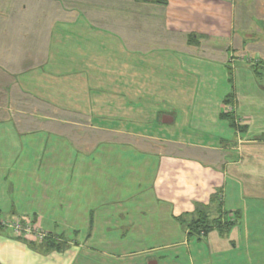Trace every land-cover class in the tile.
<instances>
[{"label":"crops","instance_id":"crops-1","mask_svg":"<svg viewBox=\"0 0 264 264\" xmlns=\"http://www.w3.org/2000/svg\"><path fill=\"white\" fill-rule=\"evenodd\" d=\"M0 2L16 7V0ZM136 7L164 32L144 34L137 98L128 99L153 131L133 127L146 139L137 144L77 147L65 144L63 133L27 129L7 106L0 109V220L31 222L61 245L39 246L34 235L0 225V264H239L235 237L215 229L202 257L203 238L190 229L200 211L216 225L219 217L257 215L264 202V0H138ZM58 24L57 31L69 27ZM119 36L129 52V37ZM74 39L79 51L87 47L84 35ZM111 43L103 46L110 55ZM10 69L0 67V76L14 90ZM27 70L19 74L23 88L47 96L48 64ZM114 168L136 171L135 182ZM219 247L229 253L217 256Z\"/></svg>","mask_w":264,"mask_h":264},{"label":"rangeland","instance_id":"rangeland-1","mask_svg":"<svg viewBox=\"0 0 264 264\" xmlns=\"http://www.w3.org/2000/svg\"><path fill=\"white\" fill-rule=\"evenodd\" d=\"M137 1L16 0V7H8L7 3L5 6L0 2L3 9L0 10V67L11 68L6 73L11 76V80L16 78V88L13 90V87L6 85V77L2 80L4 77L0 76V109L4 110L7 106L5 108L16 114L18 124L27 129L46 128L50 132L56 130L63 133L67 140L65 144L75 143L77 147L101 141L137 144L138 141L146 140L143 134L137 135V128L134 130L133 127L138 125L141 127L140 131L148 129V133L153 131V127L144 124L147 119L137 117L131 107L132 100L128 99L137 98V55L141 61L146 58L141 57L143 49H138V46L143 44L145 35H157L163 31V26L160 22H153L149 13H138ZM147 1L152 0H145ZM62 21L69 27H65L64 31H57L58 22ZM103 30L110 33L113 31L114 37L110 39L113 42L112 55L109 49L103 47L105 42H110L99 35V31ZM80 31L83 33L78 34ZM121 31L129 37L126 41L130 48H127L129 52L125 51L126 53L121 48ZM83 35L84 42L88 45L79 51L73 42L76 41L74 38ZM144 40L146 46L153 42L152 38ZM133 53L135 54L132 55ZM121 56L124 64L121 63ZM89 62L92 63L93 70L88 69ZM47 64L50 80V86L46 89L47 96L40 97L27 92L19 80L20 70L27 67V71L33 72ZM61 78H64L65 83L58 85ZM120 81L129 86H119ZM123 90L125 93L121 97L120 91ZM128 101L130 107H126ZM128 126L131 128H127ZM52 137L49 134L50 140ZM53 144H56L55 140ZM114 171V174L128 175L130 181L135 182L136 177L132 178L131 175L137 174L136 171L123 169L120 172L116 168ZM258 212L257 215L248 214L250 217L244 221L240 217L239 224L242 221L244 224L234 235L229 233L234 227H226V222H222V232L217 231L219 236L236 238L235 253L240 255L237 256L239 264H264L263 201ZM227 218L230 220V216ZM247 220H250L252 228L250 225L249 228L245 227ZM202 238L203 243L200 245L204 257L207 253L204 247L209 242L207 236ZM210 242L213 245V241ZM149 243L154 241L150 240ZM232 245L233 242L230 243V249ZM181 249L187 255L186 246ZM222 249L224 248L216 249L217 256L229 253L227 249V252H221ZM212 256L215 255L211 254L210 257Z\"/></svg>","mask_w":264,"mask_h":264},{"label":"trees","instance_id":"trees-1","mask_svg":"<svg viewBox=\"0 0 264 264\" xmlns=\"http://www.w3.org/2000/svg\"><path fill=\"white\" fill-rule=\"evenodd\" d=\"M199 213H201L199 215V218L194 220V222L191 224V229H190V234L192 236H198L200 238L202 237H205V236H208L212 231H214L215 229H217V231H221L222 230V219L219 217V218H216V221L215 224H212L210 223L209 221V215H207V213L205 211H200ZM240 214H237L236 215V218L235 220H228L226 223V227H234L239 221L241 218H240ZM23 224H32L31 222H23ZM34 225V228H35V224ZM32 225V226H33ZM41 232H43L45 234L44 238L43 239H40L38 236L34 235L39 241L38 242H41L43 241V243H37L39 244V246H41V244H45L47 243L48 244V247L49 249H59L61 248V245L57 242V239L55 236L53 235H49L48 233L40 230ZM226 231H229L228 229ZM222 232V231H221ZM37 242V240H36Z\"/></svg>","mask_w":264,"mask_h":264},{"label":"built area","instance_id":"built-area-1","mask_svg":"<svg viewBox=\"0 0 264 264\" xmlns=\"http://www.w3.org/2000/svg\"><path fill=\"white\" fill-rule=\"evenodd\" d=\"M0 225L12 228L14 230V232L16 234H27V235H36L38 236L40 239H43L45 234L43 232H41L39 229L34 228L32 225L30 224H23L20 221H16V222H9L6 220H0Z\"/></svg>","mask_w":264,"mask_h":264}]
</instances>
